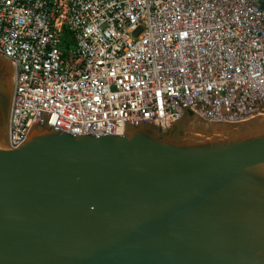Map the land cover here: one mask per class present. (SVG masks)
<instances>
[{
	"label": "water",
	"instance_id": "obj_1",
	"mask_svg": "<svg viewBox=\"0 0 264 264\" xmlns=\"http://www.w3.org/2000/svg\"><path fill=\"white\" fill-rule=\"evenodd\" d=\"M0 55V264H264V114L68 135L36 111L6 144ZM189 113V114H188Z\"/></svg>",
	"mask_w": 264,
	"mask_h": 264
},
{
	"label": "built area",
	"instance_id": "obj_2",
	"mask_svg": "<svg viewBox=\"0 0 264 264\" xmlns=\"http://www.w3.org/2000/svg\"><path fill=\"white\" fill-rule=\"evenodd\" d=\"M12 89L6 144L36 111L68 135L264 114V0H0Z\"/></svg>",
	"mask_w": 264,
	"mask_h": 264
},
{
	"label": "trees",
	"instance_id": "obj_3",
	"mask_svg": "<svg viewBox=\"0 0 264 264\" xmlns=\"http://www.w3.org/2000/svg\"><path fill=\"white\" fill-rule=\"evenodd\" d=\"M189 114V113H188Z\"/></svg>",
	"mask_w": 264,
	"mask_h": 264
}]
</instances>
